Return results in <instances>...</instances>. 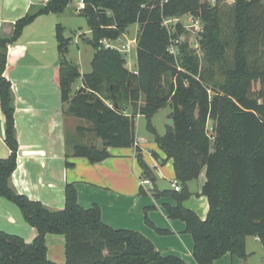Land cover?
Here are the masks:
<instances>
[{"label":"trees","instance_id":"1","mask_svg":"<svg viewBox=\"0 0 264 264\" xmlns=\"http://www.w3.org/2000/svg\"><path fill=\"white\" fill-rule=\"evenodd\" d=\"M77 1L81 3L79 14L87 19L92 34V70L82 74L79 65L68 59L70 40L58 25L59 90L67 113L92 124L90 129H78L79 134L94 133L102 148L77 144L71 155L66 154V167L75 166L69 161L71 156L94 165L111 157L109 149L135 148L142 178L155 182L136 140V119L145 116L154 142L174 161L176 181L184 187L181 192L155 194L177 201V206L166 205L165 209L170 219L186 223L194 240L196 263L217 264L227 254L234 264L246 260L249 237L264 246V68L253 70L248 61L252 41L264 45V0H233L236 64L232 69L223 67L227 47L222 40L221 12L226 0H48L15 23L10 39L0 37V108L5 120L4 142L10 151L9 157L0 159V198L17 206L37 232L27 242L0 230V264H186L177 256L160 253L139 232L105 224L97 204L89 209L79 204L73 183L64 188L62 210L11 186L18 168L19 142L15 95L5 76L9 45L37 18L62 14ZM186 15L199 17L204 25L199 37L205 65L199 51L187 41L179 47L181 34L186 32L181 23L175 25V33L163 25L165 19ZM133 25L139 28L138 74L127 68L126 55L101 44L105 39L116 41ZM172 46L179 48L177 56L169 52ZM217 65L225 78L222 83L214 81ZM77 81L81 86L74 93ZM168 106L173 126L162 136L150 120ZM204 171L201 194L208 199L209 213L202 220L183 203L191 195L187 184ZM140 194L146 192L141 188ZM48 235L65 237L64 262L50 259Z\"/></svg>","mask_w":264,"mask_h":264},{"label":"rangeland","instance_id":"2","mask_svg":"<svg viewBox=\"0 0 264 264\" xmlns=\"http://www.w3.org/2000/svg\"><path fill=\"white\" fill-rule=\"evenodd\" d=\"M24 1L32 2L34 6L31 13H34L48 0H16L11 6H9L8 0H3V5L0 4L1 17L8 19L12 18L14 20L22 18L25 14V11L21 9L22 5H24ZM79 8H81V3L77 1L62 14H49L37 18L25 29L22 37L14 43L15 53L10 57L9 61V63H13L14 65H10L6 69L7 71L5 74L6 76L8 75V78H6L14 84L17 93L16 107L18 109L21 108V110L16 113L17 129L20 140L19 153L21 156L19 164H22V157L25 155L42 154L47 156L46 162H39L35 159H31L29 166L25 168V172L23 171V176L27 175L25 173L28 172V178L32 182H34L37 177H40L45 185H49V158L52 160L54 171H56L57 175L62 177V170L66 168V154L68 153V155H71L73 147L77 144H92L100 149L102 148L101 140L98 139L94 133L86 131L82 135L79 134L78 129H90L92 124L67 113L68 107L62 103L59 90L60 56L56 38L58 25L63 27L65 37L70 40L68 59H71L74 63L79 65L82 74H87L92 70L91 63L95 55V48L90 45L89 41L92 39V34L87 19L79 14ZM222 10V40L226 43L227 47L223 67L232 69L236 64L234 55L236 39L233 0H226L222 5ZM196 19L200 20L199 17L194 15H186L173 21L174 26L172 27V32L175 33L177 31L175 25L181 23L186 32L181 34L179 47L183 42L187 41L191 48L199 51L198 54L201 57V63L204 64L202 60L204 49L201 48L199 37V34L202 35L204 33V25L200 20V30L192 28V21ZM138 30L139 28L137 25L130 26L128 31L117 39L115 43L120 44V42H122L121 44H127L129 40L137 37ZM255 41L256 40H253L248 47V61L249 66L253 70H258L264 68V45H257ZM196 47H198V49ZM174 50L176 55H178L179 48L174 47ZM128 60L130 63L127 65V68L131 71L135 70L136 50L130 53ZM220 67L221 65H217L214 69V81L222 83L225 81V78L219 70ZM80 86L81 81H77L74 85V93ZM143 99L140 105L143 104ZM128 112L131 115L133 114L131 108H128ZM171 112L172 108L168 106L157 111L150 120L151 125L162 136L166 135L169 127L173 126V124L169 125V120L171 119L169 116ZM148 125L149 120L145 116L137 117V142L142 144L147 141L149 144H155ZM4 129V115L0 110V149L3 151L7 150L2 140V138H5L3 134ZM0 154H2L1 151ZM56 155L58 156L57 159H55ZM8 156L9 155H0V159H5ZM77 159L78 158L71 156L69 161L75 164L74 168L76 167L75 171L71 170V174L78 178L81 177L80 172L82 170L84 171V166L82 162ZM144 160L146 161L145 158ZM21 169H23L22 166ZM22 181V183L29 184L28 180H24V177ZM142 181L144 182V186L148 187V182H150L149 179L142 178ZM191 182V184L189 183L188 190H190L189 192H191V195H196L198 189L197 181ZM156 184L160 190H166L170 187V185L162 179H157ZM191 185H193V188ZM39 187L36 190H40ZM12 208L15 211L12 213L14 219L9 220L10 223L5 225V227H1L0 230L11 235L20 236L26 240L29 238L31 227L25 222L20 209L13 204ZM63 208L64 206L62 204L57 210H62ZM50 237H52V235H50ZM50 244L48 247H50L51 256L55 255L59 257H57L58 259L53 258L52 261L56 263L63 262L65 257L64 244L52 247V250ZM246 251L248 255L247 259L240 261L238 264H264V246L260 240L249 237L247 239Z\"/></svg>","mask_w":264,"mask_h":264},{"label":"crops","instance_id":"3","mask_svg":"<svg viewBox=\"0 0 264 264\" xmlns=\"http://www.w3.org/2000/svg\"><path fill=\"white\" fill-rule=\"evenodd\" d=\"M15 1L16 0H8L9 6L14 4ZM0 4L3 5V0H0ZM33 6L31 1H24V5H22L21 8L25 11L24 16ZM17 21L18 20L12 18L8 19L1 17L0 13V37L10 39L13 36L14 26ZM8 49L7 67L14 65L13 63H9L10 57L15 53L14 43L9 45ZM12 85L16 106L17 93L13 83ZM19 110H21V108L18 109L16 107V113ZM3 134L5 135V129ZM4 139L2 138L3 141ZM18 142L20 150L19 133ZM4 145L6 146L5 142ZM139 148L142 150L147 164L154 171L155 182L149 180L148 187H145L142 181V170L137 160V150L135 148L126 150L109 149L111 157L94 165L90 164L87 159L78 158L77 160H80L84 166V171L82 170L80 172L81 177L78 178L71 174V170L75 171L76 167L71 169L66 167L62 170V177L57 175L56 171L53 169L52 160L49 158V185H45L40 177L34 178L35 181L32 182L28 178V172L25 173L27 175L23 176V171L25 172V168L29 166L31 159H35L39 162H46L47 156L42 154L25 155L22 157V164H19L21 158L19 153L18 168L13 174L10 183L18 193L41 200L52 209H59L62 204L64 206V188L66 184L73 183L76 185L78 191L79 204L86 209L97 204L101 208L102 220L105 224L115 229H126L139 232L150 239L156 250L163 255L177 256L183 259L186 264H197L193 257L194 240L192 235L187 232L186 223L181 220L170 219L165 209L166 205H171L173 207L177 206V201L172 196L159 197L155 194V192L165 191V189L160 190L158 188L156 184L157 179H162L170 185L169 189L166 190L174 191L172 187V182L176 180L174 161L169 159L167 155L159 149L156 143L149 144L145 141L142 144L139 143ZM0 151L2 153L0 154L1 156L10 155L8 148L5 151L0 149ZM57 158L58 156L56 155L55 159ZM21 166L23 169H21ZM23 177L24 180H28L29 184L22 183ZM194 181H197L198 186L196 195H190L183 205L194 211L202 220H205L209 213L208 199L201 194L203 185L206 181L205 171L198 180ZM189 183L191 184L192 182ZM189 183L187 184L188 189ZM192 186L193 185H191V187ZM38 187L40 190H36ZM141 188L146 192L145 195L140 194ZM182 189H184V187H182ZM14 212L12 203L0 198V228L5 227V225L10 223L9 220L14 219L12 214ZM147 220H149L151 224H149ZM36 236V230L31 228L29 238L26 239V241L32 242ZM62 237L59 235H52V237H50V235H48L47 246H49L50 241L51 250L52 247L57 245L60 246L64 244L63 246H65L66 240L64 236ZM48 250L51 260L53 258H59L55 255L51 256L50 247H48ZM64 261L65 257L63 262ZM217 264H234L231 254L225 255L217 261Z\"/></svg>","mask_w":264,"mask_h":264},{"label":"built area","instance_id":"4","mask_svg":"<svg viewBox=\"0 0 264 264\" xmlns=\"http://www.w3.org/2000/svg\"><path fill=\"white\" fill-rule=\"evenodd\" d=\"M80 9L81 8H79V10ZM176 20L177 19H165L164 20L163 25L168 29V31L170 33H172V30H173V28H172L174 26L173 21H176ZM191 27L192 28H197L198 30H200V28H201V21L199 19H196V20L192 21ZM121 43L122 42H120V44H116L115 41L107 40V39L101 41V44H102V46L105 49L118 50L119 52H121L124 55H126L127 65L130 63V61L128 60V57H129L130 53L133 52L134 50H136V68H135V70H133V71L130 70V71L133 72V73H135V74H138V71H137V37H135L134 39L129 40V42L127 44H121ZM174 47H176V46L170 47L169 52L172 55L177 56L176 55V52L174 50ZM196 48L198 49V47H196ZM108 106L110 108H114L113 104H111V103H108ZM139 117H140V115H138V118ZM172 187H173V189L176 192H181L182 191V188H181L180 184L176 180H174L172 182Z\"/></svg>","mask_w":264,"mask_h":264},{"label":"water","instance_id":"5","mask_svg":"<svg viewBox=\"0 0 264 264\" xmlns=\"http://www.w3.org/2000/svg\"><path fill=\"white\" fill-rule=\"evenodd\" d=\"M172 124H173V120L170 119V120H169V125H172Z\"/></svg>","mask_w":264,"mask_h":264}]
</instances>
